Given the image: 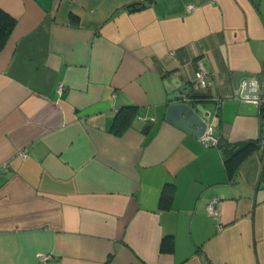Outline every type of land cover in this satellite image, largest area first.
<instances>
[{
    "label": "crops",
    "instance_id": "crops-1",
    "mask_svg": "<svg viewBox=\"0 0 264 264\" xmlns=\"http://www.w3.org/2000/svg\"><path fill=\"white\" fill-rule=\"evenodd\" d=\"M0 9L15 20L0 52V264H264V112L236 98L264 74V0ZM174 82L199 116L217 110V147L166 121Z\"/></svg>",
    "mask_w": 264,
    "mask_h": 264
},
{
    "label": "built area",
    "instance_id": "built-area-1",
    "mask_svg": "<svg viewBox=\"0 0 264 264\" xmlns=\"http://www.w3.org/2000/svg\"><path fill=\"white\" fill-rule=\"evenodd\" d=\"M192 7L189 6L188 9H191ZM205 77V70L200 65L199 70L195 73V82L197 85L203 84V79ZM248 81L249 84V90L252 93L258 92L257 94H247L244 93V87L246 82ZM236 98L239 100H244L247 102L252 103L255 105L259 110L264 112V74H262L258 78H246L242 80L237 87L236 91ZM220 102H217L216 109H218ZM218 117H217V110L209 117L207 121L206 130L203 134V136L199 139L201 143L206 147H217L219 144V140L214 136V127L217 123ZM20 155L22 157L26 156L25 151H21ZM2 167L7 169V165L4 164ZM218 203L219 200L217 198H212L210 202L206 205V212L208 215L213 216L214 218H217L219 216V210H218ZM40 260H47L50 258L49 255H39Z\"/></svg>",
    "mask_w": 264,
    "mask_h": 264
},
{
    "label": "water",
    "instance_id": "water-1",
    "mask_svg": "<svg viewBox=\"0 0 264 264\" xmlns=\"http://www.w3.org/2000/svg\"><path fill=\"white\" fill-rule=\"evenodd\" d=\"M174 84L179 88V92L171 94L169 96V99L174 100L179 98L181 95L183 96L182 101L170 104L167 107L165 112V119L169 123L181 126L185 132L200 139L206 130V119L209 117V113L205 112L201 105H197L196 109L201 114V116H199L192 107L185 103L190 95L192 88L190 86L181 87V84L178 82H174ZM244 93L257 94L258 92H250L249 84L247 81L244 87Z\"/></svg>",
    "mask_w": 264,
    "mask_h": 264
},
{
    "label": "trees",
    "instance_id": "trees-1",
    "mask_svg": "<svg viewBox=\"0 0 264 264\" xmlns=\"http://www.w3.org/2000/svg\"><path fill=\"white\" fill-rule=\"evenodd\" d=\"M15 27V20L10 17L7 13L0 9V52L4 48L5 44L7 43L13 29ZM120 117V116H117ZM115 118V122H118V118ZM115 128L116 127L114 125ZM126 127L125 124L121 126L119 129L114 130L113 132L116 134L122 133V130ZM261 139L257 141H249L240 147H238L226 160L227 168L231 170H236L238 166L247 159L250 155L256 152L261 147ZM220 144V143H219ZM218 144V145H219Z\"/></svg>",
    "mask_w": 264,
    "mask_h": 264
}]
</instances>
